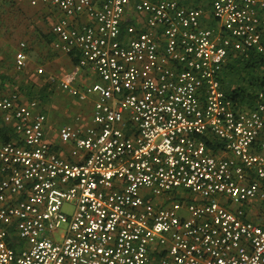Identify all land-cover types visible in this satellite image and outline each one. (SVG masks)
Segmentation results:
<instances>
[{
	"label": "built area",
	"instance_id": "2783aa9c",
	"mask_svg": "<svg viewBox=\"0 0 264 264\" xmlns=\"http://www.w3.org/2000/svg\"><path fill=\"white\" fill-rule=\"evenodd\" d=\"M30 3L60 12L53 47L78 60L57 84L92 112L58 129L72 161L36 100L0 97L16 132L0 144V264H264V226L243 208L264 201V102L237 109L219 80L229 52L264 56V0H213L216 27L180 0ZM84 69L97 80L78 84Z\"/></svg>",
	"mask_w": 264,
	"mask_h": 264
},
{
	"label": "crops",
	"instance_id": "0c3cea01",
	"mask_svg": "<svg viewBox=\"0 0 264 264\" xmlns=\"http://www.w3.org/2000/svg\"><path fill=\"white\" fill-rule=\"evenodd\" d=\"M195 1L196 0H189V4L187 3L186 6L188 7L201 6V8L204 9V14L201 21L202 25L213 26L212 24L214 23H212L213 21L211 20L212 16L210 13V7L207 4L208 0H198V2ZM180 2L183 4L185 0H180ZM193 2H195L196 4ZM261 15L264 17V10L261 11ZM60 17L61 14L58 11V9L49 5H43L40 3L33 5L30 3V0H0V50L3 45L5 46V43L11 42L12 47L9 49L10 51L13 47H16L17 40H21V39H26L28 48L34 47V45H31V43L36 40L35 39L36 37L40 36L43 39V36L38 35L39 33L36 31L35 28H33V23H34L36 25V28L38 26L39 27L42 26L43 32L42 31L40 32L44 34V37L47 41L51 39L50 47L53 51L57 53L55 57H52V55L50 57H47L48 53H46L45 54L46 59H43L44 61L46 60V63L43 62V60H41L42 61L41 63L44 64L42 66L49 67L52 70L57 69V71L59 69L58 72H60V74L64 73L65 71L71 70L72 67L74 66V64L71 61V58L76 56L74 54L69 56V54H64L60 51H57L53 47V40L55 36L53 34L52 28ZM129 20H130L129 23H131L132 21H134L132 23H137L136 19L134 20L133 17L129 18ZM9 22H13V26L9 25L10 27H8L7 24ZM215 26H217V23H215ZM10 34L24 35V37L20 39L21 36L19 37L14 36L11 39L9 37ZM12 64H13L12 60L10 61V63H3L0 57V97L7 95L11 92L18 91L23 101L36 100L38 102L37 109L40 112H43L47 117L44 128L46 140L51 144V146L54 149L58 150L63 157L69 158L72 161L81 160L82 156L80 153H78L77 155L72 154V150H71L72 145L70 143H63L59 140L58 129L64 123H73L78 125L88 124L90 122V117L92 112L91 105L89 107H87V105L80 106L79 104L80 101L68 95L65 91H63L61 88L58 87L60 90L58 91V93L60 92L62 95L67 97L69 101L68 103L60 102L61 106L57 107L56 106L57 104L55 105L54 103L55 102L54 96H52L53 89H51V87L49 88L46 85H44L45 79H40L39 75L35 74V72H37V69L39 67L35 70L36 66L33 61L26 63L25 66L26 68L24 67L25 69L22 71L23 74H26V77L24 78H21L20 74L19 75L15 74V69H13ZM42 66L41 68H43ZM62 69L65 70L62 71ZM48 73L50 75H53V71H50ZM27 80H31L35 84H38V87L36 85L32 86V84L30 83L28 84L26 82ZM95 80H97V76L89 69H84L79 73L77 78V83L85 85L94 82ZM22 90H24L23 92L25 94L21 93ZM36 93H37L36 97L38 99L34 97V94ZM43 94L45 97L43 99V102L45 103L40 101V97H42ZM80 103L82 104V102ZM63 118L70 119L71 122L61 120ZM77 118L79 120H77ZM3 125L8 127L11 126V124L3 123L0 114V127H2ZM53 127L55 128L53 129ZM52 131L53 133L55 132L56 138L55 140L54 138H52V142H51L48 140V138L51 137L50 132ZM47 134H49V136ZM1 139L2 137L0 136V144L2 143ZM208 139L213 141L214 138L209 136ZM219 147L220 146L216 147L218 148L216 152H219L225 156H231V153L224 152ZM251 200H257V202L251 203V201L249 200L246 203H244V204L248 203L247 206L249 207L247 210H245L244 208L246 217L257 224L264 226V216L262 217L260 212L258 211L260 208L259 204H261L259 202L261 201L259 199H251ZM14 241L17 244L21 243L18 239H15Z\"/></svg>",
	"mask_w": 264,
	"mask_h": 264
},
{
	"label": "trees",
	"instance_id": "16d2710c",
	"mask_svg": "<svg viewBox=\"0 0 264 264\" xmlns=\"http://www.w3.org/2000/svg\"><path fill=\"white\" fill-rule=\"evenodd\" d=\"M212 1L213 0L207 1L210 10ZM195 2H198V0ZM187 3L189 4V0H185V2L181 4L182 6H186ZM129 21L130 20L128 19V22ZM128 22L121 25L122 31ZM262 36L264 40V30ZM49 41H51V39ZM71 55H73V53L69 54V56ZM77 60L78 56L71 58L73 64H76ZM219 80L222 90L229 98H231L237 109L251 111L255 108L259 100L264 102V56L254 50H248L245 53L229 52L228 57L222 66L221 72L219 73ZM259 93L262 94L261 98L259 97ZM0 136L2 137L1 141L3 143L10 138L15 137L16 132L12 126L8 127L3 125L0 127ZM213 138V141L208 139L207 144L212 149V152H216L218 149L216 147L220 146L219 148H222V144L218 143V140L215 137ZM257 141L259 143L264 142V129L261 134H259Z\"/></svg>",
	"mask_w": 264,
	"mask_h": 264
},
{
	"label": "rangeland",
	"instance_id": "374dc122",
	"mask_svg": "<svg viewBox=\"0 0 264 264\" xmlns=\"http://www.w3.org/2000/svg\"><path fill=\"white\" fill-rule=\"evenodd\" d=\"M213 22L212 23H214V24H212L213 26H215V23H217L213 18L211 19ZM9 25H11V26H13V22H9L8 24H7V26L8 27H10ZM217 26H218V23H217ZM11 28H14V27H11ZM33 28H35L36 29V31L39 33L38 35H41V36H43V39H42V37H36L35 39V41H33L32 43H31V45H34V47H30V48H28V45H27V41H26V39H21V38H23L24 37V35H14V34H10V38L12 39L14 36H16V37H19V36H21L20 37V39L21 40H17V44H16V47H13L10 51H9V49L12 47V43L11 42H7V43H5V46L3 45L2 47H1V50H0V57H1V59H2V61H3V63H10V61L12 60L13 61V69H15V74H17V75H19L20 74V77L21 78H24V77H26V74H23L22 73V71L26 68H22V69H17L16 68V66H15V54H16V52L20 49V43H24L25 44V51H26V53H27V62L29 63L30 61H33L34 63H35V66H36V68H35V70L38 68V67H41L42 65H44L43 63H41L42 61L41 60H43V59H46V56H45V54L46 53H48V56L47 57H50L51 55H52V57H55L56 55H57V53L55 52V51H53L52 49H51V47H50V41H47L46 39H45V37H44V34H42L40 31H42L43 32V28H42V26H38L37 28H36V25L33 23ZM15 37V38H16ZM8 49V50H7ZM43 62H45L46 63V60L44 61L43 60ZM48 62V61H47ZM43 67V71H42V73H39V72H35V74H37V75H39V78L40 79H45V81H44V85H46L47 87H51V89H53L52 90V96H54V103H55V105L57 106V107H60L61 105H60V102L61 103H68V101H69V99L67 98V97H65L64 95H62L60 92L58 93V91H60L59 90V88H58V84H57V80H58V78L59 77H61L64 73H66V72H69V71H65L64 73H62V74H60V72H58L59 71V69H58V71H57V69L55 70H52L51 68H49V67H46V66H42ZM46 69V70H45ZM34 70V71H35ZM63 70H65V69H62V71ZM50 72V71H53V75H50L48 72ZM58 74H60V75H58ZM22 75V76H21ZM50 77H53L54 78V80H51L50 79ZM28 84L30 83V84H32V86L33 85H36L37 87H38V84H35L34 82H32L31 80H27L26 81ZM37 83V82H36ZM45 88V87H44ZM24 90H22L21 91V93L22 94H25L24 92H23ZM21 94V95H22ZM36 95H37V93L36 94H34V97H36ZM37 98V97H36ZM45 97H44V94L42 95V97H40V101L41 102H43V99H44ZM38 99V98H37ZM46 101V100H45ZM43 103H45V102H43ZM79 104H80V106L81 105H83V106H85V105H87V107H89L90 105H91V108H92V102L90 101V100H87V101H85V102H82V104L79 102ZM61 120H63V121H69V122H71V120L70 119H65V118H63V119H61ZM55 127H53V129H54ZM48 136H49V134H47ZM50 138H48V140L49 141H51L52 142V138H54V140H55V138H56V136H55V132L53 133V131L52 132H50ZM55 136V137H54ZM251 201V203H254V202H257V200H250ZM261 201V200H260ZM259 202V201H258ZM259 203H261V204H259V212H260V214H261V216L263 217L264 216V201H261V202H259ZM248 205V203L247 204H244L243 205V208H245V210H247L249 207L247 206ZM262 205V206H261ZM63 209L64 210H66V211H68V212H71L72 211V206L70 205V204H67V203H65L64 205H63Z\"/></svg>",
	"mask_w": 264,
	"mask_h": 264
}]
</instances>
